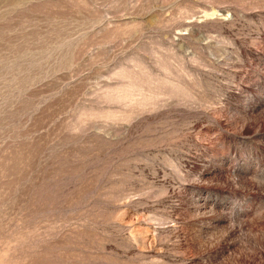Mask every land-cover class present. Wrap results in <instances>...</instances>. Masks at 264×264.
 <instances>
[{
	"label": "rangeland",
	"instance_id": "374dc122",
	"mask_svg": "<svg viewBox=\"0 0 264 264\" xmlns=\"http://www.w3.org/2000/svg\"><path fill=\"white\" fill-rule=\"evenodd\" d=\"M0 264H264V0H0Z\"/></svg>",
	"mask_w": 264,
	"mask_h": 264
}]
</instances>
